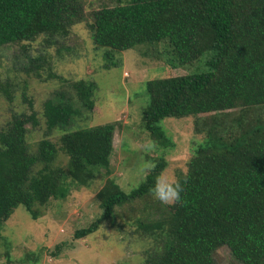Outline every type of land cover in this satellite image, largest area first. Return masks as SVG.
I'll use <instances>...</instances> for the list:
<instances>
[{
	"label": "trees",
	"instance_id": "1",
	"mask_svg": "<svg viewBox=\"0 0 264 264\" xmlns=\"http://www.w3.org/2000/svg\"><path fill=\"white\" fill-rule=\"evenodd\" d=\"M67 7H72L67 0H0V45L63 31L65 19L72 17ZM91 28L97 46L110 48L119 39L166 41L171 67L203 61V72L145 82L149 101L141 113L143 126L164 143L168 139L160 122L166 118L264 107V0H128L96 10ZM73 87L91 110L93 85L78 81ZM28 107L30 113L14 114L0 132V228L19 205L37 219V206L65 198L72 187L89 186L102 168L111 172L114 122L63 134L61 149L70 160L65 169L53 166L59 146L49 139L36 153L29 152L24 125L35 126L38 120L31 101ZM43 107L50 128L67 124L75 113L70 104L52 99ZM216 125L187 173L177 176L182 200L172 205L168 222L144 227L160 230L165 238L164 250L149 264H214L213 255L223 246L243 264H264V124L241 120L220 137ZM166 167L161 159L130 191L110 179L99 192L102 214L75 237L96 232L114 218L116 206L151 194Z\"/></svg>",
	"mask_w": 264,
	"mask_h": 264
},
{
	"label": "rangeland",
	"instance_id": "2",
	"mask_svg": "<svg viewBox=\"0 0 264 264\" xmlns=\"http://www.w3.org/2000/svg\"><path fill=\"white\" fill-rule=\"evenodd\" d=\"M127 1L67 0L72 6L67 7L72 17L65 19L63 31L39 32L31 38L0 45V132L14 114L30 113L31 101L38 123L24 125L30 153H36L40 142L49 139L59 146L53 166L68 169L69 156L61 149L63 134L116 124L110 174L102 168L89 186L72 187L65 198H51L47 204L37 206V219L24 205L16 207L0 228V263L149 264L155 254L164 250L165 238L160 230L152 232L144 227L167 223L173 204L162 205L152 194L124 203L115 207L113 219L78 239L75 232L103 212L99 192L110 186V179L123 190H132L161 159L167 161L163 173L177 180L179 173H187L195 151L216 123L217 137L241 120L264 124V107L237 108L197 117L166 118L160 127L167 143L153 137L141 118L149 101L145 82L206 69L203 61L171 67L166 41L137 44L119 39L110 48L97 46L91 28L94 12ZM78 81L93 85L91 110L82 105L76 94L73 83ZM47 99L73 107L75 113L67 124L52 128L46 124L43 103ZM163 230H168L167 225ZM213 259L214 264H243L227 246L215 251Z\"/></svg>",
	"mask_w": 264,
	"mask_h": 264
},
{
	"label": "clouds",
	"instance_id": "3",
	"mask_svg": "<svg viewBox=\"0 0 264 264\" xmlns=\"http://www.w3.org/2000/svg\"><path fill=\"white\" fill-rule=\"evenodd\" d=\"M183 185L180 181L169 178L163 172L154 181L150 193L162 205H172L180 203Z\"/></svg>",
	"mask_w": 264,
	"mask_h": 264
}]
</instances>
